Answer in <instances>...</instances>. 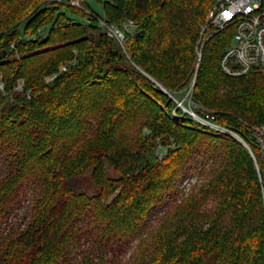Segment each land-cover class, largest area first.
<instances>
[{
    "label": "trees",
    "instance_id": "16d2710c",
    "mask_svg": "<svg viewBox=\"0 0 264 264\" xmlns=\"http://www.w3.org/2000/svg\"><path fill=\"white\" fill-rule=\"evenodd\" d=\"M100 1L101 19L86 1L0 0V264H264L253 156L177 103L192 88L260 162L264 69L223 70L235 26L208 23L218 0Z\"/></svg>",
    "mask_w": 264,
    "mask_h": 264
},
{
    "label": "built area",
    "instance_id": "2783aa9c",
    "mask_svg": "<svg viewBox=\"0 0 264 264\" xmlns=\"http://www.w3.org/2000/svg\"><path fill=\"white\" fill-rule=\"evenodd\" d=\"M73 5H81L86 0H68ZM102 26L109 34L115 35L120 42L124 33L115 25L102 20ZM208 23L217 30H222L233 24L235 33L232 43L222 59L223 70L232 76L248 73L253 67L264 69V0H218L208 13ZM207 26H204L205 31ZM192 88L187 91L186 98L192 107L178 101V106L190 115L200 126L220 134L230 135L241 141L253 156L261 182H264V124L256 123L251 127L250 140L255 145L258 158L246 139L232 129L221 125L216 116L191 99ZM199 111H197V110ZM264 193V186H263Z\"/></svg>",
    "mask_w": 264,
    "mask_h": 264
},
{
    "label": "rangeland",
    "instance_id": "374dc122",
    "mask_svg": "<svg viewBox=\"0 0 264 264\" xmlns=\"http://www.w3.org/2000/svg\"><path fill=\"white\" fill-rule=\"evenodd\" d=\"M67 4V0H63ZM86 7L91 10L99 19L104 18V9H103V3L100 0H86ZM59 11H62L64 13H67L68 16L73 18L74 20L84 23V24H89V23H94L96 25L102 26V22L99 20H93L90 19L87 15H83L81 13L75 12L67 5H63ZM124 28L128 30L129 32H133L135 30V25L133 24H125ZM48 29H50V26H48ZM34 35H25V38H33ZM202 53H201V48L198 50V61L200 60ZM193 85V84H192ZM187 92H181L180 99L179 101H184V105H186L188 108L192 107V104L189 99L186 98ZM201 181V177L198 176H190V178L186 179L185 181L182 182L181 187H183L185 194H188L191 192L190 190L195 186V184H198ZM28 199L33 196L32 192L28 190ZM29 199V200H30ZM30 206L31 202L30 201H23L22 206L14 213L12 216L10 223L8 226H6L5 230L3 231V234L6 235L9 232V229L11 227H14L16 230H18L19 226L23 225V222L27 219V215L29 214L30 211ZM155 222V221H154ZM158 222L154 223L157 224Z\"/></svg>",
    "mask_w": 264,
    "mask_h": 264
},
{
    "label": "water",
    "instance_id": "95a60500",
    "mask_svg": "<svg viewBox=\"0 0 264 264\" xmlns=\"http://www.w3.org/2000/svg\"><path fill=\"white\" fill-rule=\"evenodd\" d=\"M160 89L163 90V91H166L165 88H163L161 85H160Z\"/></svg>",
    "mask_w": 264,
    "mask_h": 264
}]
</instances>
